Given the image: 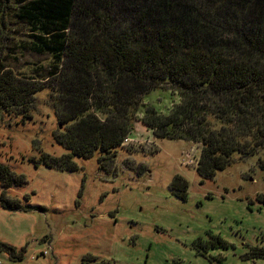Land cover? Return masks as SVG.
<instances>
[{"label": "trees", "instance_id": "obj_1", "mask_svg": "<svg viewBox=\"0 0 264 264\" xmlns=\"http://www.w3.org/2000/svg\"><path fill=\"white\" fill-rule=\"evenodd\" d=\"M11 21L27 38H9L12 51L51 62L35 80L0 55V124L31 119L35 94L48 89L58 123L52 135L67 151L29 159L35 166L75 172L76 158L97 154L98 169L108 174L137 121L156 139L199 145L195 170L202 180L225 170L235 154L264 152V0H0V35ZM158 89L179 97L166 114L143 103ZM25 184L24 175L0 164V208L42 210L9 197V189ZM169 189L186 200L184 177L175 175ZM256 202L264 206V193ZM209 237L205 250L224 245ZM0 253L18 262L25 248L0 242ZM248 257L263 259L264 247Z\"/></svg>", "mask_w": 264, "mask_h": 264}, {"label": "rangeland", "instance_id": "obj_2", "mask_svg": "<svg viewBox=\"0 0 264 264\" xmlns=\"http://www.w3.org/2000/svg\"><path fill=\"white\" fill-rule=\"evenodd\" d=\"M9 28L0 35L1 58L6 54L7 67L21 77L40 79L51 59L12 51L15 40L9 38H27L14 21ZM54 99L48 89L38 91L31 119L4 118L0 124V164L26 178L8 195L42 208H0V242L25 248L18 262L0 253L1 264H264V258L248 257L252 248L264 247V206L256 202L264 193V152L246 159L235 154L225 170L202 180L195 170L199 145L156 139L137 121L108 174L98 169L97 154L76 158L75 172L35 166L29 159L67 152L52 135L58 126ZM178 100L158 89L143 103L166 114ZM175 175L187 181L185 201L170 192ZM209 234L224 245L205 250L203 243L213 241Z\"/></svg>", "mask_w": 264, "mask_h": 264}, {"label": "built area", "instance_id": "obj_3", "mask_svg": "<svg viewBox=\"0 0 264 264\" xmlns=\"http://www.w3.org/2000/svg\"><path fill=\"white\" fill-rule=\"evenodd\" d=\"M127 140H128V139H127V138H125V139H124V142H125V141H127ZM0 264H1V262H0Z\"/></svg>", "mask_w": 264, "mask_h": 264}]
</instances>
